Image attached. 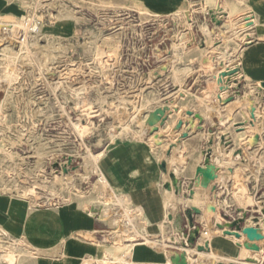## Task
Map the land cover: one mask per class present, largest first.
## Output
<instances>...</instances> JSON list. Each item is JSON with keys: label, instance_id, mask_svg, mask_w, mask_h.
I'll return each instance as SVG.
<instances>
[{"label": "rangeland", "instance_id": "374dc122", "mask_svg": "<svg viewBox=\"0 0 264 264\" xmlns=\"http://www.w3.org/2000/svg\"><path fill=\"white\" fill-rule=\"evenodd\" d=\"M210 7L204 4V0H0V20L11 23L7 28L9 37L0 33V80L8 77L9 68L15 71L10 85L0 84L3 88L0 90V195H21L34 189L33 194L29 193L34 205L60 210L72 208L81 200H102V204H95V211L107 210L104 221L112 219L113 215L119 225H114L116 228L106 225L107 231L96 235L93 232V240L106 244L118 254L112 244L137 242L143 238L141 231L132 236L136 229L124 226L125 220L134 219L137 213L131 202L120 204L118 195L111 200L105 195L106 191L96 188L97 183L105 176L114 191L121 194L117 191L119 186L130 180L136 165H142L148 177L157 180L162 191L168 188L171 176L167 179L163 175L165 171L160 163L170 160L171 155H166V150L178 140L173 134L178 120L190 119L186 112L182 117L180 106L185 104L189 110L200 113L203 119L211 122L207 132L191 136L188 141L181 140L184 146L191 143L185 152V161L174 157L171 162L176 168L180 187L177 210L183 212L181 216L187 233L191 229L185 213L191 208L190 189L196 184V168L204 165L209 149L211 158L218 164L219 175L234 164V157L225 154L227 150L233 152V156L238 153L241 161L248 165L240 167L239 175H233L234 182L229 184L233 194L227 196L218 190L217 199L222 209L214 221L215 226L222 231L236 230L238 218L243 215L251 217L253 222L263 219L264 154L258 157L252 149L259 145H249L247 140L255 135V130L241 128L245 124L240 113L241 108L248 109V104H262L259 117L252 118V112L249 114L252 122L256 119L257 125L264 127L263 83L257 86L258 89L250 90L244 83L236 84L228 96L234 101L227 104L222 102L226 96L219 92L223 96L220 104L226 106L223 112L217 109V104L207 102L211 100L208 97H204L203 106L195 102L196 95H203L208 88L196 79L197 71L206 69L202 67L200 48L214 46L217 40H222L221 33L227 28V25L221 27L225 14L218 17L216 7H213V16ZM215 17L221 20L220 25ZM26 21L41 23L38 33L28 31L26 34L32 55L22 47L24 30L28 29ZM190 34L195 45L187 48ZM175 44L179 48L175 49ZM224 47V53L230 51L241 62V53L225 44ZM178 56L180 62L174 61ZM223 64L225 69L232 67L226 62ZM210 67L216 68L212 63ZM186 68L191 71L186 72ZM175 69L180 70L183 87L188 91L187 99H181L182 103L177 102L179 92L174 91L179 86L173 73ZM208 71L210 86L216 81V74L212 75L213 70ZM217 98L218 94L212 101L216 103ZM239 102L242 107L228 117V109L238 107ZM164 105H169L172 112H168V121L160 134L162 144L152 141L148 134L139 136L146 128L145 120L150 113ZM175 107L179 110H174ZM147 131L150 133L152 127ZM238 132L240 137L237 138ZM223 134L225 140H222ZM262 138L264 141V128ZM261 148L264 151V147ZM100 152L98 169L102 168L104 175L100 169H96L98 173L94 171L85 161L89 153L97 155ZM184 181H187L186 186H183ZM247 196L255 198L258 203L249 204L246 210L239 209L237 200L246 206ZM71 199L74 202L67 205ZM171 200H165V206ZM9 212L17 219V208L11 205ZM176 212H171L169 218L174 219ZM59 219L58 228L63 223ZM139 221L140 227L146 225V220L141 218ZM218 222L224 225L223 229L217 226ZM194 223L200 236L209 224L207 220L197 222L195 217ZM115 229L118 234L113 232ZM6 231L0 235V244L9 245L20 253V259L15 263L38 258L32 255L33 249H27L23 244L14 248L12 244L16 239ZM70 234L71 231L67 236ZM167 238L170 240L172 236H165ZM183 238V243L188 241L187 235ZM175 239L179 250L174 254L177 255L182 253L183 246L178 238ZM198 239L194 247H197ZM260 244L264 246V241ZM62 252L68 256L65 263L78 262L79 258H86L89 264L95 262L91 261L95 253L76 243L68 242ZM233 255L237 258L238 252ZM190 256L198 259L196 253H190ZM11 258L6 254L0 264H11ZM262 261L264 264V258Z\"/></svg>", "mask_w": 264, "mask_h": 264}, {"label": "crops", "instance_id": "0c3cea01", "mask_svg": "<svg viewBox=\"0 0 264 264\" xmlns=\"http://www.w3.org/2000/svg\"><path fill=\"white\" fill-rule=\"evenodd\" d=\"M204 4L206 6L210 5L211 6L210 8L216 7L217 13L219 15L218 17L222 16L220 15L221 13L218 12V10L224 9L225 17L223 16L224 17L223 24L221 25V27L227 25V28L221 33L222 40L220 39L217 40L214 46H209V48H207L206 46H203L204 45L203 40L200 41L201 45L203 46L202 48H200L202 55V67L206 69L203 68L199 69L197 71L198 73H196V79L200 80L201 82L200 84L208 85V88L204 90L203 95H196V97L197 96L208 97L211 100H208L207 102H211L213 105H216V103H214L212 99L215 98L217 92L224 94V96L228 98V96H230L229 95L231 92L230 90L236 87V84L244 83L250 90L251 88L258 89L257 86L260 85L261 83H264V0H204ZM214 9L215 8L211 9L210 11H214ZM236 25L242 27L239 30L241 33V35L239 36L235 32L229 30L231 26H236ZM228 35H230L229 40L227 42L226 41L224 42V37ZM190 39H191V34H190ZM191 40L190 42H187L188 43L187 48H192L195 45L193 40L192 41ZM231 42L232 44H230ZM224 44L227 45L229 48L232 47V49H234V51L238 52L239 54L241 53V56L239 57L241 59V62L240 60L239 61L236 60L237 56L234 57V55L230 51L228 53H224L225 51ZM214 48H216L215 51H213ZM236 61L238 65H235ZM224 62L228 63L232 67L234 66L239 68L238 73H236L230 78L224 79V85H228L230 87V89L226 92L220 91L219 87L221 86V84L218 82L220 71L225 69V67L223 66ZM211 63L214 64L216 68H211L210 67ZM209 69L213 70L212 75L216 74V81H214V84L212 85L210 84V86L208 84L210 77V73H208ZM211 87H214V89H212ZM174 91H176V88ZM240 100L242 102L243 99ZM166 104H168V102H166ZM183 120L186 121L187 119H183ZM210 124H211L210 119H202V123L200 124L201 129L197 133H191L190 136L186 138L187 141L191 136H196V135L198 136V134L207 132V130L210 127ZM186 130H187V126L184 125L182 130H180V132H176L175 134L176 136L179 137ZM222 138H225V134H223ZM255 138L256 139L258 138V140L259 139L263 140L261 134L257 135V137ZM252 150H255L256 152L255 154L258 156L264 154L261 145H259L257 149L253 148ZM107 153L108 151H106V154ZM161 161L162 160H160L159 163ZM211 162L214 163L216 166L218 165L212 158H211ZM193 166H197V165L195 164ZM260 167L261 166L259 164V168ZM184 168L187 167L185 166ZM100 170L104 175L102 168ZM224 172H222L219 175V177ZM104 178L106 179L105 176ZM217 181L218 184L221 183V179H218ZM232 182H234L233 177L231 183ZM107 185L110 191L112 189L111 192L112 193L114 192L113 194L115 196L118 195L120 197H125V198L127 197L128 201L126 202L128 204L129 202H131L134 205V210H136L137 214L134 217V219L131 217L127 218V220H125L124 222V226L135 228L136 227L135 220L137 219V217H139L138 215H141L142 219L146 220V225L144 227H140L139 231L145 233L149 237L152 238L154 237L158 240L164 239L167 245L162 251V254L167 252L168 256L171 257L174 254L175 250H179L177 248V244L173 241V238H178L180 244L183 245V241H184L183 237L188 232L187 226H185V221L183 219V216H181L183 212L181 211V209L178 210L170 209V202H168L167 206H165L166 191L165 190L162 191L160 189L157 180L150 179L148 177L147 172H145L142 165H136V167L132 171L130 180L124 182L119 186L120 190L117 191L120 192L121 194H117L109 183ZM186 185H187V181H184L183 186ZM218 190L222 192L220 188ZM218 190H214L210 192V199L212 201V204L211 206H209L207 212H205L206 213L205 218L201 217L202 215L201 212V214L199 215L198 214L194 215L195 221L198 222V220H200L204 223V220H207V222L211 226L215 227L214 221L217 219V215L219 214V211L222 209V206L219 200L217 199V197L220 195ZM231 190L232 192L230 191V189L227 192H225L227 193V196L233 194V189ZM203 197H205L204 194L202 195V198ZM15 200L17 203H15ZM189 201L191 203V198H189ZM247 201L248 202L246 206H244L237 200V202L239 203L238 208L246 210L247 208H249L250 206L249 204L258 203V201L255 198L250 196H247ZM26 204H27L26 202L22 200L20 201L19 199L0 197V207H3L4 209L5 208L9 209L12 205L14 206V208H17L19 210L18 217L16 220L0 212V226L5 228L13 237H23L26 241L27 246L33 248H39L40 250L49 249L57 246L61 235L63 237L68 238L70 235L75 234L76 231H78L79 229L94 230L96 235L100 232H106L107 231L105 229L106 225L113 228H116L115 226L119 225V223L115 225L114 221H112V219L110 218L106 219L105 221L96 220L91 217L83 215L78 210H73L70 211L71 219H72L71 225L65 226L64 220L59 213L60 212L59 209L40 208L33 210L30 209ZM190 205L192 207V203ZM167 207H169V209H167ZM229 207L230 206L228 205V208ZM102 211L103 210H100L99 213L101 214ZM175 211H177L178 213L176 212L177 214L175 215L174 219L171 220L169 218V215H171V212H175ZM59 218H61L63 221V223L60 224V228H58V223L60 220ZM248 219H251L252 221L251 217L247 218L245 223L246 225H250L247 223ZM254 223H258V225H260V221ZM46 224L49 228H47ZM100 224H103L101 226L104 228H101ZM162 224L164 225L165 232H162L163 231L161 229ZM179 226H180V230L178 229ZM70 231L71 234L67 236V233ZM183 231L184 233H182ZM113 232L118 234L116 229ZM132 234L135 236V233ZM165 236L166 237L172 236V239L171 238L170 240L168 238L165 239ZM234 241H236L234 236L226 239L223 236L217 235L214 237L213 243L217 248L234 257L233 254H236L237 252L239 254V245H237L238 243H234ZM171 242L174 245L169 244ZM108 251L110 252L112 251L109 249V246H107L106 244H101V246L98 249V256L104 257ZM149 255L150 256L148 258H150L151 260L157 258V255L153 252L152 254ZM18 263L47 264L43 258H37L29 261L20 260ZM55 264H78V263L75 260L72 261L71 263L56 262ZM92 264H98V263L93 262Z\"/></svg>", "mask_w": 264, "mask_h": 264}, {"label": "bare ground", "instance_id": "6f19581e", "mask_svg": "<svg viewBox=\"0 0 264 264\" xmlns=\"http://www.w3.org/2000/svg\"><path fill=\"white\" fill-rule=\"evenodd\" d=\"M241 28L242 27H239L238 25H236V26H231L229 28V30H231L232 32H235L239 36V35H241V33L239 31ZM24 32H25V35H23V46L22 47L25 48V50L28 51L29 54H31V51L29 49L28 41L26 40V38H27V35L26 34L28 32V29L25 28ZM229 36L230 35L225 36V37L223 36L224 37V42L225 41L227 42L229 40ZM174 48L175 49L179 48V45L178 44H175V47ZM178 54L179 53H177V55ZM179 56L177 58H175L174 61L179 60L180 59ZM174 57H175V55H174ZM179 62H180V60H179ZM227 65L229 66L228 63H227ZM9 66H7V67H9ZM171 69H173V68H171ZM12 70H13L12 67L9 68V70H7V73H9V75H8V77L5 80H0V84H2L4 82L8 86V85H10L12 83L13 74L15 73V71H12ZM185 71L186 72H190L191 71V68H186ZM173 73H174V77L176 78V81L179 83V86L176 89V92H179V97L177 99V102H179V100L181 101V99H184V98L187 97L188 91L183 87V81H184V79L182 77H180V70H176L175 69V71ZM2 89L3 88H0V90H2ZM6 90L8 91L9 90V87H7ZM6 94H7V92H6ZM217 94H218V98L216 99V104H217L216 106H217V109L220 112H223V111H225L226 106L220 104L221 99L219 98V92H217ZM221 97L223 98V96H221ZM226 99H227V97H226ZM226 99H224L222 101L224 104H227V103L232 102V101H226ZM205 100H206V98L201 97V96L195 97V102L198 105H202L203 106ZM181 103H182V101H181ZM241 107H242L241 106V102L238 103V107H230L228 109V111L230 112L228 114L229 115L228 117H230L232 114H234L235 111H237ZM246 107H248L247 110L245 108H241V110H240V113L244 116V121H242V123L245 124L241 128L243 130H245L247 128H253L255 130V132H254L255 135L254 136H251V139H248L247 140L248 142H250L249 145H253V146L254 145H261L262 147H264V145H263L264 144V141H260L261 139L258 140V138L257 139L255 138V137H257V135H260V134L262 135V130H263L264 127H259L257 125L256 119H253V122H252L250 120L252 113H251V115L249 114V112H254L255 113V118H256V116L258 114L262 113V104L261 105H258V106L248 104ZM180 108H182L183 110L184 109L185 110H189V106L188 105H185V104H182L180 106ZM183 110L181 111L182 117L184 116L183 114L185 112V110L184 111ZM256 111H258V112H256ZM150 117L151 116L149 115V118L148 119H150ZM145 123H146V128H144V129H142V131H140V135L139 136H142L143 137L144 135H147L148 134L149 137H150V139H152V141H155L158 144H160V143L162 144V142H161L162 140L160 138L161 137L160 134L163 132L164 126L160 127V129L158 130V132H155V133L150 132L149 133L147 131V129H149V131H150V128L151 127L149 125H147L148 120H145ZM257 131L259 133H257ZM139 136H138V138H140ZM236 136H237V138L240 137V132H238ZM217 144H218V142H217ZM190 145H191V143H187V145L184 146L183 141H180L178 144H176L174 146V150L172 151L171 156L169 155L170 156V160L167 162V170L163 174V175H165V177L167 179L170 177V174L171 173H173L175 175L174 178L171 177V180L172 181L171 182L169 181L170 187L169 188H165V191H166V198H165V200L172 199L170 201V209H172V210H176L178 208L176 203H177V201L179 200V197H180V193H177L175 191L176 190L175 181H178V178H177L178 175L176 173V168H174L173 167L174 165L171 163L172 162V158L178 157V158L182 159V161L184 162L185 161V158H186V153L185 152H186V150H188V148L190 147ZM230 150H232V149H230ZM225 154L229 158L234 157V164L232 165V167H228V169H231L232 168L233 175L234 174H238L240 172L239 170H240V167L241 166H243V167L244 166H248V165H246V163L244 164L241 161L242 158L240 157V155H238V153H237V155L233 156L232 155L233 152L231 154L227 150V152H225ZM101 156H102V152H100L97 155H94V153H89V155L86 157V160L85 161L87 163H89L93 167V169H95L94 171H96V169L97 170L100 169V168L98 169V167H99V161H100ZM196 160H197V158H196ZM262 160H264V159H262ZM87 163H85V164H87ZM194 167H196V166H194ZM221 176L218 179H221ZM63 177H65V176H63ZM68 179L70 180L71 178H68ZM107 184L108 183H107L106 179L104 177H100L99 182L97 183V187L96 188L101 189V191H103V192L106 191V194L105 195H109L108 197L111 200L113 198L115 199V195L113 194L114 192L113 193L112 192L110 193V191L108 190L109 187H108ZM172 186L174 187L173 190H172ZM111 191H112V189H111ZM34 192H35L34 189H29V190L25 191L21 195H18V194H16V195H9L7 193L6 194L5 193H1L0 197H6V198H11V199H19L20 201L22 200V201H24V202L27 203L26 205H28V207L30 209L36 210V209H40L41 206L40 205H34L33 202L31 201V198H30V194L29 193L33 194ZM210 192H211V190H206V191L195 190V195H194L193 198H191L192 207H197V208L201 209V212H202L201 217L202 218H205V214H206L205 212H207V210L209 209V206H211V204H212V201L210 199ZM174 193H176L177 195H175ZM203 194L205 195V197L202 198V195ZM126 198L125 197L118 198V199H120V204H123L125 201H127ZM84 200H86V199H84ZM73 202L74 201L71 199V200H68V202L66 204L69 205V204H71ZM15 203H17L16 200H15ZM96 203H98V205H99L100 203L102 204L103 201L102 200H98V201L97 200H91L90 202H87V201L84 202L83 200H81L80 202H78V204L76 206H74V207L72 206V208H66V209L64 208L62 210L59 209L60 210L59 213H60L61 217L64 220L65 226H70L71 225L72 219H71V213H70V211H73V210H78L83 215L88 216V217H91L93 219L104 221V219L107 217V210H103L101 212V214L99 212H96L95 211V204ZM105 206H106V202H105ZM0 212L2 214H4V215L9 216L10 218H13V219L16 220V218H14V216H13V213L12 212L10 213L8 208H5L4 209L3 207H0ZM208 213H209V211H208ZM108 215H110V213H108ZM138 216L139 217H137V219L135 220V222H136L135 223L136 224V227H135V229H136L135 236H136V234L138 235V233L140 232L138 229H140V226H141L139 224V222H140L139 219H141L142 216L141 215H138ZM116 218H117L116 216L113 217V215H112V221H114V224L115 225H117L119 223V220L116 219ZM73 219H75V218H73ZM205 221L206 220H204V222ZM218 224H219V222H218ZM248 224H250V225H252L254 227L259 228L262 231V233L264 234V220L263 219L260 220V225H258V223L252 222L251 219L248 221ZM161 227H162L161 229L163 230L162 232H165V228H164V225L163 224L161 225ZM206 227H207L206 230L202 233V235L198 239L199 240L198 245H205L207 243L208 247L206 249H204L202 251H199L196 247H194L195 249L194 248H191V247L187 248V247H185L184 245L181 244L183 246L182 247V250H184L185 253H186V258H187L188 264H208V263H213V264H263V261L262 260L264 258V246H262L260 244V242L258 243L259 250H252V249L246 248L244 246V244H243L245 241H247L246 235H242L241 238H236L235 237L236 241H234V243H238L237 245L241 244V245H239V254H238V257L235 258V257H232L231 255H229L228 253L223 252L222 250H220L219 248H217L214 245V243H213L214 237L217 236V235L223 236L226 239L227 238H231L232 236L224 234V231L218 229L216 226L213 227L210 224H207ZM218 227H220V226H218ZM220 228L223 229L224 227L223 228L220 227ZM5 230H6L5 228H3L2 226H0V235L1 234H4ZM77 232L78 233L76 235L72 234L68 238L67 237H63L61 235L60 240H59L57 246L52 247V248H49V249L40 250L39 248L29 247V246L26 245V241H25V239L23 237H15L16 241L12 245H14L13 247L15 248V246H19L20 244L21 245L23 244V245L27 246V249H29V248L31 250L33 249L32 255H34L35 257H38V258H43L46 261L47 264H55L56 262H64L65 259L68 258V256L66 255V253L62 252L63 248L66 247V246H68V242L76 243L77 245H80V247L83 246L86 249L92 250L95 253V256L93 257V259L91 261H95L98 264H173L172 263V260H171V257L168 256L167 252H165L164 254H162V251L164 250L165 246L167 245L164 239L158 240V239H155L154 237L153 238L152 237H149L148 235L140 232V234L143 236V238H142L141 241L124 243V244H122L121 242H118V243L112 244V247L117 248L118 254H114V252L108 251L105 254L104 257H99L98 256V249L101 246V244H99V242L98 243L97 242H94V240H93V235H94L93 232H95V231L94 230L79 229ZM77 236H78V238H77ZM175 240L176 239L173 238V241H175ZM0 241H1V238H0ZM178 242L180 244V241H178ZM8 246L5 247L2 244H0V260H3L5 258V255L6 254H9L10 256H12V258H11V264H17L15 262H16V260H19L20 259V253H17L16 250H14L13 248H10ZM29 252H30V250H29ZM152 252L157 255V258H155L154 260H151L150 258H148L150 256L149 254H152ZM190 253H196V254H198V259H193L190 256ZM88 262L89 261L86 258H79V260H78L77 263L78 264H89Z\"/></svg>", "mask_w": 264, "mask_h": 264}, {"label": "water", "instance_id": "95a60500", "mask_svg": "<svg viewBox=\"0 0 264 264\" xmlns=\"http://www.w3.org/2000/svg\"><path fill=\"white\" fill-rule=\"evenodd\" d=\"M218 12H220L221 14H225V10L224 9H219ZM212 15L215 16V13L212 11ZM217 23L220 25L221 24V20L217 19L215 17ZM237 61L235 62V65H237ZM224 65V64H223ZM239 68L238 67H226L225 70L221 71L219 73V77H218V82L221 84V86L219 87L220 91H228L230 89V87L228 85H223L222 83L224 82V79L226 78H230L233 75H235L236 73H238ZM262 86H264V83L262 84ZM212 89H214V87H211ZM219 98L221 99V95H219ZM233 97L227 98L226 101H232ZM174 110L178 111V108H174ZM168 112H172V109L168 106V105H164V106H159L156 109H154L151 113H150V119H148V123L147 125H149L150 127H152V133L158 132V130L160 129V127L164 126L166 124V122L168 121ZM186 114L188 116H190V119H187L186 121L183 119H179L178 122L176 123V125L173 128V134H175L176 132H179L184 125L187 126V130L184 131L182 133V135H180L178 137V140L176 142H173L166 150V155H171L173 147L178 144L181 140L186 139L190 136L191 133H197L200 129L201 126L200 124L202 123V117L200 115V113H195L192 110H186L185 111ZM252 118H255V113L252 112ZM222 140H225V138H222ZM211 157H212V152L211 149H209L207 151L206 154V159L204 162V165H200L196 168V184H194V188L190 189V198H193L195 195V190H201V191H206V190H218L219 188L222 190L223 193L227 192L230 189L229 184L232 181V177H233V171L232 169H228V171H226L225 173H223V175L221 176V182L222 184H218L217 180L219 178V172H218V168L217 166L211 162ZM161 168L166 172L167 170V163L165 160H163L160 163ZM170 176L172 178L175 177V175L173 173L170 174ZM175 186H176V192L180 193V187L178 185V181H175ZM167 187H170V183L167 185ZM185 213L188 217V223H189V227L190 232L187 233V237H188V241L184 242L183 245L185 247H191L194 248L193 245L196 244L197 239L200 236V231L199 229L196 228L195 223H194V215L195 214H201V209L197 208V207H191L190 209H186ZM246 220H247V216L243 215L242 217L238 218V224L236 225L237 229L236 230H227L225 229L224 234L226 235H232L236 238H241L242 235H246L247 237V241H245L243 244L246 248L248 249H252V250H259V242L264 241V234L262 233V231L257 228L254 227L252 225H246ZM218 226L220 227H224L223 224L219 223ZM190 244L192 246H190ZM241 245V244H239ZM208 247L207 243L202 246V245H198L197 243V249L199 251H202L204 249H206ZM172 263L173 264H188L187 258H186V253L183 250L182 253L177 254V255H172L171 257Z\"/></svg>", "mask_w": 264, "mask_h": 264}, {"label": "built area", "instance_id": "2783aa9c", "mask_svg": "<svg viewBox=\"0 0 264 264\" xmlns=\"http://www.w3.org/2000/svg\"><path fill=\"white\" fill-rule=\"evenodd\" d=\"M8 24H11V23L0 20V33H1V35H4V36L7 35V37H9L7 34V32H8L7 28H9L10 25H8ZM40 24L41 23L39 21H37V22L32 21L30 23L28 21H26V26L28 28V31L35 32V33H38L40 31Z\"/></svg>", "mask_w": 264, "mask_h": 264}]
</instances>
